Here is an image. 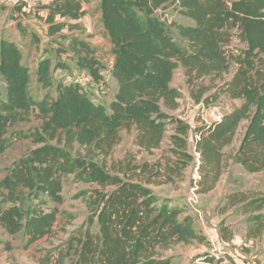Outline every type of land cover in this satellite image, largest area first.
Instances as JSON below:
<instances>
[{
    "label": "trees",
    "instance_id": "1",
    "mask_svg": "<svg viewBox=\"0 0 264 264\" xmlns=\"http://www.w3.org/2000/svg\"><path fill=\"white\" fill-rule=\"evenodd\" d=\"M84 1L52 0L44 5L47 34L54 35L64 27L80 30L77 20L83 15ZM97 2L109 47L103 50L79 34L67 35L66 43L55 48L78 71V77L67 75V83L53 82L59 68L67 66L65 62L56 59L52 63L48 54H40L33 78L16 41L0 38V155L10 145L9 128L31 115L38 121L34 130L21 135L38 146L13 161L0 179L6 204L0 207V228L9 235L21 232L25 246L52 236L57 205L63 202V180L71 176L76 182L96 186L90 224L38 264H64L65 259L68 264H171L164 251L173 243L204 239L194 225V216L165 199L159 202L148 186L158 175L149 164L129 167L131 176L121 178L97 159L111 154L122 130H133L134 144L147 154L161 148L168 133L166 151L179 155L173 170L196 160L201 172L197 191L201 193L215 187L228 157L247 173L262 171L264 0ZM167 5L174 6L192 24L162 19L158 10ZM22 7L19 2L14 10L22 14ZM233 40L245 47L235 48ZM103 53L113 57L108 69ZM232 64L235 71L219 87L227 98L239 103L220 121L192 128L200 135L194 158L187 152L191 127L172 113L179 105V91L170 85L173 74L182 67L186 82L198 89L192 92L194 103H206L211 94L204 97V92L216 78L227 74ZM106 69L117 82L107 105L96 102L92 86L104 81ZM82 75L88 78L84 82L79 81ZM33 80L38 96L31 91ZM242 125L238 146L227 156L225 149ZM140 174L146 176L138 178ZM107 185L114 187L104 190ZM37 194L46 195L54 205L43 208L35 202ZM246 206L261 209L264 198ZM94 219L96 230L92 231ZM255 219L261 230L264 215ZM213 262L214 258L206 255L201 264Z\"/></svg>",
    "mask_w": 264,
    "mask_h": 264
},
{
    "label": "rangeland",
    "instance_id": "2",
    "mask_svg": "<svg viewBox=\"0 0 264 264\" xmlns=\"http://www.w3.org/2000/svg\"><path fill=\"white\" fill-rule=\"evenodd\" d=\"M38 1L32 0L28 2L26 0L25 10L22 9L25 12L22 15L24 16L23 19L20 17L19 12L16 10L12 12V10L14 5L24 2V0H2V2L0 0V35L11 34L12 36H17L16 33H13V30H18V28L20 29L18 31L20 34L21 31L22 33L29 32L28 37L23 35L24 33L21 34L23 36L18 40V44L23 55L27 57L32 77L34 78L33 72L36 66V59L40 54H48L52 63L56 59H60L65 62L63 64H67V66L65 65L66 67L59 68L57 76L53 78V82L61 80L67 83L69 80L66 78L67 75L78 77V71L75 72L72 61L64 53L58 55L55 51L58 44H65L63 37L60 38L58 35H54L48 41L40 44V40L44 41L40 26L43 29L46 26H44L39 15V13L43 14V11H37L38 6L41 5V2ZM95 7V2H88V7H86L84 12L91 18L90 24L95 32L98 33L100 24L95 14ZM11 12L14 15H11ZM158 14L165 16L172 23L186 24L188 21L171 5L158 10ZM25 20L27 23H25ZM30 20L33 22L37 20L35 22V26H37V29H34L35 31H28L30 28L33 29V24H30ZM61 34L67 33L63 31ZM102 40V36H99L96 44L105 46ZM231 45L239 49L245 47L244 43L237 40H233ZM235 69L236 65L232 64L227 74L216 78L210 84V89L205 91L203 96L211 94V97L206 103L201 102L204 106L217 105L222 113H226L238 105V100L227 98L219 87L222 80H227ZM181 74L182 71L179 69L174 75V82H176L179 91L180 106L187 110L191 106V100H193L192 92L197 93L198 89H195L181 78ZM105 79V83L102 86L93 88V97L107 104L113 91V79L107 72ZM31 82V91L37 95L36 82L34 80ZM184 86L185 90L183 89ZM50 91L53 93L54 89ZM175 114L179 113L176 112ZM37 124L38 121L31 115L28 120L9 128L10 145L0 155V179L8 172V168L13 161L25 156L32 148L38 146L31 138L21 137V135L34 130ZM243 125L239 129L232 145L225 149L227 156L233 154L238 146L243 133ZM167 136L168 133L161 148L151 154H147L138 150L134 144L133 130H122L121 139L115 145L111 154L97 159L100 165L111 174L121 178L131 176V172L127 171V168L135 167L139 164H149L150 169L157 172L158 175L151 178L152 183L148 184V186L153 190L159 202L165 199L172 204L182 206L187 212L197 216L198 220L196 219L194 225L198 230L200 229V232L202 231L203 234H206V237L201 242L173 243L170 248L164 251V255L169 257L171 264H189L192 262L201 264L206 255L214 258L212 264H234L235 260L248 264H264V222L262 229L258 230L260 227L256 223L257 219H255L256 215H264V207L254 209L253 206H246L252 200L264 198V170L249 174L228 157L226 169L220 176L212 193L202 197L201 192L197 191L196 202L190 204L188 201V189L193 178L196 177V172L201 177V172L198 169L196 170L198 163L196 164V160H192L186 167L174 171L175 159L179 155L166 151L169 148ZM193 144L194 142L189 139L187 152L195 158ZM137 172L138 170H136L135 174ZM145 176L146 174H140L138 178L143 179ZM198 181H200V178ZM94 187L96 186L90 183L76 182L71 176L65 177L62 184L63 202L57 205L58 213L53 227L54 233L50 237L45 236L31 245L25 246V240L21 232L9 235L0 228V264H38L47 253L69 243L74 236L90 224ZM113 187L112 185H107L104 190H110ZM2 192L0 188V207L6 205L3 203ZM34 198L35 202L43 208L47 209L54 205L46 195L37 194ZM234 200H236L235 203H233ZM202 205L203 208L200 207ZM91 230H96L95 219L91 225ZM209 234L212 237L214 236L213 242L208 239L207 235ZM64 264H68V259H65Z\"/></svg>",
    "mask_w": 264,
    "mask_h": 264
},
{
    "label": "crops",
    "instance_id": "3",
    "mask_svg": "<svg viewBox=\"0 0 264 264\" xmlns=\"http://www.w3.org/2000/svg\"><path fill=\"white\" fill-rule=\"evenodd\" d=\"M28 2H30V1H32V0H27ZM52 0H39L38 2H41V5L40 6H38L39 8H37V11H43V14H41V13H39V15L41 16V18H42V22L44 23V21H43V18L46 16V14H47V9H45V8H43V6L44 5H47V4H49L50 2H51ZM1 2H2V0H1ZM88 2H95L96 3V7H95V14L97 15V19H98V22H99V24H100V28H99V30H98V33H96L95 32V30H94V28H93V26L90 24V20H91V18L90 17H88L87 16V14H85V12H84V10L86 9V7H88ZM23 3V7H22V9H24V7L27 5V3H26V0H24V2H22ZM25 3V4H24ZM97 4H98V2H97V0H86V1H84L83 3H82V11H83V15L81 16V18H79L78 20H77V22L79 23V26L81 27V29L79 30V29H76V30H70L68 27H64V28H62L61 29V31L60 32H58V33H56V34H54V35H58L60 38L61 37H63V39H64V42L66 43V41H67V39H66V36L67 35H70V34H79V35H81L82 37H84L86 40H88L89 42H92V43H94L97 47H99V48H101V49H103V50H107L108 49V47H109V44H108V41L106 40V38L103 36V31H104V29H103V26H102V23H101V21H100V11L98 10V8H97ZM25 10V9H24ZM13 11H15L14 9L12 10V12ZM11 12V15H14L13 13ZM22 12V14H19L20 15V17L21 18H23L24 19V16H22V15H24V13L25 12H23V11H21ZM185 18V17H184ZM187 19V18H186ZM188 21H187V24H192V22L189 20V19H187ZM37 21V20H36ZM36 21H32V20H30V24L32 23L33 24V29L32 28H30V30H28V31H35L34 29H37V26H35V22ZM62 21H64V19H62ZM10 22H12V21H10ZM70 22H73V21H70ZM25 23H27V21L25 20ZM44 26H46L44 29L42 28V26H40L41 28H40V32H43L41 35L42 36H44V41H42V40H40V44H43V42H46V41H48V39L49 38H51L52 36H54V35H48L47 34V25L44 23ZM18 31H20V29L18 28V30H13V33H16L17 34V36H12L11 34H1L0 35V38L1 37H3V38H8V39H13V40H15L16 41V43L18 44V40L20 39V38H22V36L23 35H25V36H27L28 37V35H29V32H23L22 33V31H21V34H23L22 36H21V34H20V32H18ZM63 31H66V33L67 34H61ZM99 36H102V38H103V42H104V44H105V46H98V44H96L97 42L96 41H98V39H99ZM38 37V36H37ZM18 46H19V44H18ZM20 47V46H19ZM21 49V48H20ZM22 51V50H21ZM27 53V52H26ZM23 54V53H22ZM23 58L26 60V62L28 63V61H27V57L25 56V55H23ZM23 59V60H24ZM38 59V58H37ZM37 59H36V66H37ZM112 59H113V57H112V55H110L109 53H103V55H102V61H103V63L105 64V66L107 67V69L109 68V66H110V63L112 62ZM105 61V62H104ZM29 64V63H28ZM36 66H35V68H36ZM35 68H34V70H35ZM179 69L182 71V74H181V78H183L185 81H186V75L184 74V70H183V68L182 67H178L176 70H175V72H174V74H173V78H172V80H171V82H170V85L172 86V87H175L176 89H177V84H176V82H174V75L179 71ZM76 70V69H75ZM77 71V70H76ZM75 71V72H76ZM113 80V82H112V86H113V91H112V93H111V95H110V97H109V100H108V102L111 100V98L113 97V95H114V92L116 91V85H117V82H116V80L111 76V75H109ZM183 89L185 90L186 88H185V86L183 87ZM96 100V99H95ZM181 100H180V98H178V102H179V105H178V107L174 110V111H172V113L173 114H175L176 112L177 113H179V114H175L176 116H178V117H180V119L181 120H183V121H185V122H187L188 124H189V126L191 127L190 128V130H189V133H188V141H189V139H190V137H191V135H192V128H194L195 126H198L199 124H200V122H198L197 121V118L194 116V115H186L185 114V111L186 110H184V107H181L180 105H181V102H180ZM96 102H100V103H103L102 101H98V100H96ZM191 105L194 103V101L193 100H191ZM108 104V103H107ZM107 104H105V105H107ZM184 117V118H183ZM240 141V140H239ZM138 148V147H137ZM264 170V169H263ZM261 172V171H260ZM258 173V172H257ZM249 174H255V173H249ZM214 189V188H213ZM213 189L212 190H210V191H208V192H206V193H201V195H202V197L203 196H205V195H208V194H210V193H212V191H213ZM236 205V204H235ZM233 206V205H232ZM200 207H202L203 208V205L202 206H200ZM189 214H191V215H193L194 216V222H196V219L198 220V218H197V216L196 215H194V214H192V213H190V212H188ZM196 227V226H195ZM197 229V228H196ZM198 230V229H197ZM199 232H200V229H199ZM204 237H206V234H203V232L201 231L200 232ZM208 236H211L210 234L209 235H207V237ZM214 237V236H213ZM197 242V241H196Z\"/></svg>",
    "mask_w": 264,
    "mask_h": 264
},
{
    "label": "built area",
    "instance_id": "4",
    "mask_svg": "<svg viewBox=\"0 0 264 264\" xmlns=\"http://www.w3.org/2000/svg\"><path fill=\"white\" fill-rule=\"evenodd\" d=\"M162 19L167 20L168 22H170L171 20H168L167 18H165V16H161ZM107 71L104 72L103 74V78L104 81L103 82H93L92 86L94 88H96V86H102L103 83H105V74ZM108 74V72H107ZM88 78L84 75H82L79 78V81H86ZM98 88V87H97ZM186 115H194L197 118V121L200 122L199 125L201 124H206L209 125L213 122H218L220 121V119L222 118L223 114L220 110L219 107L217 105H210V106H204L201 102L199 103H193L191 106H189L187 108V110L185 111ZM180 118V117H179ZM184 118V117H183ZM182 119V118H181ZM200 135L197 132H192V135L190 137V140L194 142L193 144V149L195 147L196 142L199 140ZM195 155L197 156V153H195ZM198 165V164H197ZM198 166L196 167L197 170ZM199 174L196 172V177L193 178V183L190 185L189 189H188V201L190 204H193L196 202L197 200V189H198V179H199ZM208 239L213 242L214 239L212 236H208ZM212 264V263H211ZM234 264H248L246 262L243 261H234Z\"/></svg>",
    "mask_w": 264,
    "mask_h": 264
}]
</instances>
